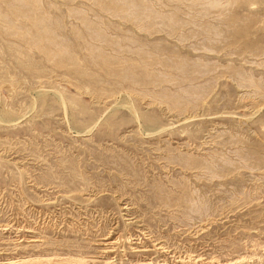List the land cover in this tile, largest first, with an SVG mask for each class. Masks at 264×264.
<instances>
[{"label": "rangeland", "instance_id": "1", "mask_svg": "<svg viewBox=\"0 0 264 264\" xmlns=\"http://www.w3.org/2000/svg\"><path fill=\"white\" fill-rule=\"evenodd\" d=\"M36 256L264 264V0H0V263Z\"/></svg>", "mask_w": 264, "mask_h": 264}, {"label": "bare ground", "instance_id": "2", "mask_svg": "<svg viewBox=\"0 0 264 264\" xmlns=\"http://www.w3.org/2000/svg\"><path fill=\"white\" fill-rule=\"evenodd\" d=\"M104 244L111 245V242H108V243L107 242H104ZM155 245L156 244H154V246L152 248H144V249H134L133 248V249H134L135 252H138V251H140V252L158 251L160 253H166L167 252V250H165L162 246H159V245H156L155 246ZM55 259L56 258H53V257L36 256V257H27V258H22V259H17V260H10V261H7L5 263H0V264H38V263H40V264H42V263L49 264L50 262H52V264H68V263L82 264L85 261L83 259V257L82 258H79V257H63V258H57L56 260ZM191 260L189 261L190 262L189 264H194L196 262L195 260H192V261ZM161 261H163V260H161ZM108 262L110 264V262H113V261H108ZM176 263H184V261L183 260H177L176 259ZM176 263H174V264H176ZM134 264H152V263L150 261L137 260L136 262H134ZM161 264H165V263H161Z\"/></svg>", "mask_w": 264, "mask_h": 264}]
</instances>
